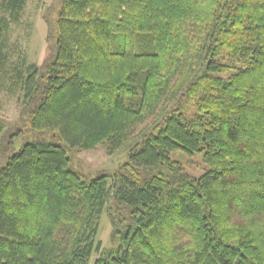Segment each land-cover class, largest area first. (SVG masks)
Instances as JSON below:
<instances>
[{
  "label": "trees",
  "instance_id": "16d2710c",
  "mask_svg": "<svg viewBox=\"0 0 264 264\" xmlns=\"http://www.w3.org/2000/svg\"><path fill=\"white\" fill-rule=\"evenodd\" d=\"M28 3L0 0V86L64 144L27 141L0 166V264H264V0H61L44 65L10 38ZM104 144L129 150L113 184L70 169L68 148Z\"/></svg>",
  "mask_w": 264,
  "mask_h": 264
},
{
  "label": "rangeland",
  "instance_id": "374dc122",
  "mask_svg": "<svg viewBox=\"0 0 264 264\" xmlns=\"http://www.w3.org/2000/svg\"><path fill=\"white\" fill-rule=\"evenodd\" d=\"M60 8L61 0H29L23 21L11 28V41L20 42L23 48L25 47L30 62L44 65L53 59L54 37L58 33ZM17 56L15 59L18 58ZM8 85H10L9 81L0 86V121L4 127L3 135L0 137V166L27 141L44 138L50 142L64 144L52 133H39L24 121L20 100L23 92L19 88L10 92ZM67 152L71 160L70 169L72 171L86 180H92L101 172H105L110 174L112 184L114 173L120 170L129 158V150H120L110 154L105 144L99 145L94 150H71L68 148ZM173 158L179 160L190 174L198 176L205 171L201 153L191 155L180 151L175 153ZM164 170L162 166L143 170L142 178L145 179L152 173L160 174ZM122 218H124V227L126 228V212H123ZM113 232L114 224L110 217V210L105 209L100 222L97 242L101 241L106 249L118 247L120 241L118 237L114 238ZM96 257L97 253L94 252L90 264H94Z\"/></svg>",
  "mask_w": 264,
  "mask_h": 264
}]
</instances>
